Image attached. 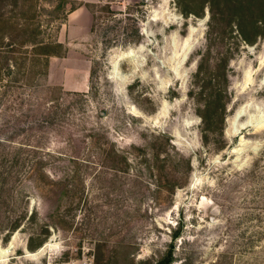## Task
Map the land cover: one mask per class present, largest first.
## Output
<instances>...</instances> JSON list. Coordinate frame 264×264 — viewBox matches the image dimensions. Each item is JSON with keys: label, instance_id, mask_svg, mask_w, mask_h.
Listing matches in <instances>:
<instances>
[{"label": "rangeland", "instance_id": "374dc122", "mask_svg": "<svg viewBox=\"0 0 264 264\" xmlns=\"http://www.w3.org/2000/svg\"><path fill=\"white\" fill-rule=\"evenodd\" d=\"M58 4L0 0V160L30 217L0 264H148L175 232L174 264H264V0H94L89 40L35 61L26 21L58 43Z\"/></svg>", "mask_w": 264, "mask_h": 264}, {"label": "trees", "instance_id": "16d2710c", "mask_svg": "<svg viewBox=\"0 0 264 264\" xmlns=\"http://www.w3.org/2000/svg\"><path fill=\"white\" fill-rule=\"evenodd\" d=\"M24 4L28 3H34L35 8H36V2L38 0H22ZM48 2H58V10L62 11V16L57 17V19H63L64 22L67 20L68 15L77 10L78 8L82 6H88L89 3H84L80 2L75 5H72L68 9V5H70L74 0H45ZM31 9V6L29 7ZM38 12L36 9L33 12V16L30 18V20L26 21L28 23H31L34 21L35 17L37 16ZM212 23H215L217 21L216 17L213 15L211 16ZM26 23L27 27L25 26L24 31L28 30L30 32V35L33 37L32 39H27L23 42L32 44L33 46V51L36 53V60L35 61H40L39 58L45 57L46 58V63L49 62V59L52 57H63L65 56L62 51L59 49L63 48V45L61 43H49L47 41L41 40V39H34L37 36V30L36 29H31L30 24ZM16 23L13 21L12 16L8 17H1L0 18V50L4 47H6L8 52L13 48V42H7V39H11V35L7 32L8 28L15 26ZM213 27V25H212ZM241 27V26H238ZM211 28V25H210ZM241 35L243 39L247 42L249 40L245 33H243V30L240 29ZM0 52V80L3 79V77L8 73V71H11L10 68H14V66H11L8 64V61H5L3 64L2 63V57L5 58L4 54ZM9 160L8 159H1L0 160V225L3 226V232L0 231V237L1 236H6L11 232H16L18 230H22L25 227V223L30 219L29 211L21 212L17 215L11 216L12 213H15L16 207H17V199L18 197H21V194H19V191L15 190L13 187H11V178H12V173L11 170H9L8 167ZM33 214V213H32ZM24 222V224H22ZM33 235L35 236V233H31L28 242H27V247L30 251L35 250L37 247H41L44 243V241L40 242L37 247L34 246V238ZM180 237L179 232H175L172 235V241L168 245L167 251L161 256L160 259L150 262L147 261L148 264H174L175 263V256H174V251L176 250L175 247V241ZM143 263V262H142Z\"/></svg>", "mask_w": 264, "mask_h": 264}, {"label": "crops", "instance_id": "0c3cea01", "mask_svg": "<svg viewBox=\"0 0 264 264\" xmlns=\"http://www.w3.org/2000/svg\"><path fill=\"white\" fill-rule=\"evenodd\" d=\"M84 3H90L94 0H80ZM93 15L86 6H82L77 10L71 12L66 20V23L62 24V28L58 33V43H65L68 40V46L71 45V41L84 42L89 40L92 36V26H93ZM72 45H75L73 44ZM64 57H52L50 62L53 64L54 60H63Z\"/></svg>", "mask_w": 264, "mask_h": 264}, {"label": "water", "instance_id": "95a60500", "mask_svg": "<svg viewBox=\"0 0 264 264\" xmlns=\"http://www.w3.org/2000/svg\"><path fill=\"white\" fill-rule=\"evenodd\" d=\"M29 254V255H28ZM27 256H33V254L31 252L27 251ZM35 256V255H34Z\"/></svg>", "mask_w": 264, "mask_h": 264}, {"label": "bare ground", "instance_id": "6f19581e", "mask_svg": "<svg viewBox=\"0 0 264 264\" xmlns=\"http://www.w3.org/2000/svg\"><path fill=\"white\" fill-rule=\"evenodd\" d=\"M127 57H131V54H130V52L127 54ZM29 255V254H28ZM34 255V254H33Z\"/></svg>", "mask_w": 264, "mask_h": 264}]
</instances>
